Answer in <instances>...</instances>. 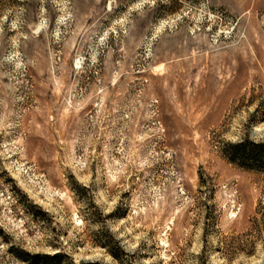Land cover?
Masks as SVG:
<instances>
[{
  "label": "rangeland",
  "instance_id": "374dc122",
  "mask_svg": "<svg viewBox=\"0 0 264 264\" xmlns=\"http://www.w3.org/2000/svg\"><path fill=\"white\" fill-rule=\"evenodd\" d=\"M244 141L264 0H0V264H264Z\"/></svg>",
  "mask_w": 264,
  "mask_h": 264
},
{
  "label": "trees",
  "instance_id": "16d2710c",
  "mask_svg": "<svg viewBox=\"0 0 264 264\" xmlns=\"http://www.w3.org/2000/svg\"><path fill=\"white\" fill-rule=\"evenodd\" d=\"M230 163L235 167L249 173H254L264 177V144H258L251 141H244L238 144H232L229 148ZM119 249L123 248L119 245ZM12 250V249H11ZM25 257L19 256V259H33L32 264H62V260L67 256L62 252L54 255L37 254L31 255L24 252ZM113 257H117L111 252ZM75 264V263H71ZM81 264H97V263H81Z\"/></svg>",
  "mask_w": 264,
  "mask_h": 264
}]
</instances>
